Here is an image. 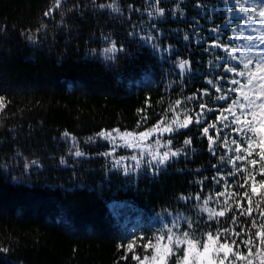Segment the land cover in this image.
Wrapping results in <instances>:
<instances>
[{"label":"trees","instance_id":"obj_1","mask_svg":"<svg viewBox=\"0 0 264 264\" xmlns=\"http://www.w3.org/2000/svg\"><path fill=\"white\" fill-rule=\"evenodd\" d=\"M111 3L61 0L56 7V0H0V249H7L0 251V264H137L132 253L121 259L125 252L117 244L126 245L132 234L138 237L142 231L151 235L149 229H156L163 209L190 217L197 234L208 230L194 199L178 202L182 193L194 197L200 185L189 182L206 176L203 196L222 190L213 188L210 165L217 160L195 126L175 139L180 147L185 136L193 137L197 154L172 163L157 177H125L111 170L108 157L98 155L108 147L106 142L85 141L101 129L142 131L161 117L169 120L177 99L182 101L177 111L198 110V104L184 101L206 86V75L220 73L212 70L208 61L214 55L204 49L213 40L209 29L226 18L222 2L161 0L164 15L152 17L148 11H155L156 0H115L119 13L99 8ZM129 5L139 11H130ZM150 31L158 32L157 43L171 51H153L139 39ZM129 32L138 35L133 39ZM102 36L122 43L126 54L105 61L99 54L107 46ZM179 60H188L192 71L183 82L174 67ZM214 118L211 113L207 117ZM65 131L77 138L82 157L69 155L72 142L62 137ZM62 156L64 165L59 163ZM183 169L192 174L177 171ZM196 169H201L198 175ZM244 175H236L237 185L244 183ZM249 186L236 188V199L245 190L251 194ZM252 200L253 218L264 223L256 208L258 203L264 206V198L257 194ZM242 204L247 209L246 199ZM251 224L252 219L240 217L233 225L229 215L219 227L239 231L245 226L247 232ZM241 251L247 253L246 248ZM135 254L142 258L150 252L137 247Z\"/></svg>","mask_w":264,"mask_h":264},{"label":"snow or ice","instance_id":"obj_2","mask_svg":"<svg viewBox=\"0 0 264 264\" xmlns=\"http://www.w3.org/2000/svg\"><path fill=\"white\" fill-rule=\"evenodd\" d=\"M160 2L161 0H156L157 7L154 12L148 11L149 17L154 14L164 15L165 9L158 7ZM60 3L61 0H56V7H59ZM225 3L227 4V0ZM235 4L237 8L242 7L240 0H235ZM197 7L200 5L197 4ZM99 8H109L115 13L121 12L115 0L111 4H100ZM129 9L139 11L132 5H129ZM51 11L52 9L44 15L48 16ZM175 14L173 12V15ZM180 15L183 16V10ZM244 15L245 20L242 23L245 27H249V21L259 27H250L248 32L241 28L239 36L244 37V44L239 48L231 43V38L227 42L220 40L219 25L209 29L216 39L211 40L209 47L204 51L210 52L218 48L222 50L223 55L214 54V59H210L208 64L212 66L213 71L221 68L222 71L211 78L206 75V86L185 99L184 103L198 104V110L177 111V107L182 105V101L177 99L175 104L170 106L172 112L170 120L161 117L152 127L143 131L126 129L121 131L120 128L101 129L85 141V143L107 142L109 150L98 155L112 158L111 170L117 173L122 171L125 177L135 173L157 177L172 163L181 158L187 161L197 154L196 149L192 147L193 137L185 136L180 147L176 146L175 139L182 134L183 130L195 126L199 132V138L207 140V152L217 160V163L210 165L214 172L211 182L213 188L220 186L223 188L222 191L215 192L214 197L211 194L203 196L205 181L209 179L206 176L203 180L189 182L190 186L200 185V191L196 192L194 197L191 194L182 193L178 198V202H189L193 199L197 202V214L206 216L203 224L208 230L197 234V228L190 217L163 209L162 213L157 214L160 217V226L155 230L149 229L151 235L142 231L138 237L132 234L131 240L126 245L117 244V248H122L125 252V256L121 259H127V255L132 253V260L137 261V264H171L173 257H175V264H233V257L235 264H257V262L264 264V223L258 224L253 218L252 200V197L257 194L264 198V178L257 179V169L259 176L264 177V31H262L264 0H255V6L251 11L245 10ZM152 28L155 29L156 25L153 24ZM137 35V32L128 33V36L133 39ZM158 38L159 33L153 35L151 31L139 36V39L148 44L153 51L159 53L171 51V48H161L157 43ZM28 39L34 38L29 36ZM184 39L188 40L189 37L185 35ZM102 41L107 46L100 49L99 54L105 61H115L118 59V54H126L122 43L108 36H102ZM91 52L95 55L97 50L92 49ZM174 67L179 68L178 75L182 82L186 75L192 74L188 60H179ZM208 86L215 91L216 95H212ZM2 99L0 97V100ZM209 102L216 106H209ZM219 102H224L227 106H218ZM0 107L3 105L0 104ZM210 113L215 117L212 121L207 119ZM137 127H140V122ZM62 137L65 140H71L72 148H75L74 152L72 148L69 149V155L75 157L84 155L75 136L65 131ZM120 148L131 150L130 155H117V149ZM59 163L66 164V159L62 156ZM237 163L240 165L239 168L236 167ZM31 164H37V161L33 160ZM29 166V163L25 162V171H28ZM227 166H231V170ZM177 171H188L192 174V170L188 169ZM200 171L201 169H196L195 173L198 175ZM240 172L245 173L244 183L237 185L235 177ZM229 178L233 180V183H228ZM249 182L251 194L245 190L239 193V199H236L235 189H245ZM245 199L248 204L247 209L242 204ZM232 200H235V205L231 202ZM256 208L259 209V219L264 221V206L258 203ZM237 210L239 216L236 214ZM164 212H167V215H163ZM229 215L232 217L233 225L237 224L240 217L252 219L247 232L245 226H241L239 231H236L235 227L231 229L219 227L221 219H226ZM213 223L217 225L215 230L212 227ZM253 229H255L254 235ZM245 234L247 239L243 238ZM138 240L145 242L138 244ZM137 247H142L145 253L150 252L151 255L145 254L141 258L135 254ZM241 248H246L247 253L244 254ZM0 251L7 252V249H0ZM181 252L182 255H180Z\"/></svg>","mask_w":264,"mask_h":264},{"label":"rangeland","instance_id":"obj_3","mask_svg":"<svg viewBox=\"0 0 264 264\" xmlns=\"http://www.w3.org/2000/svg\"><path fill=\"white\" fill-rule=\"evenodd\" d=\"M221 1H222L223 8L225 9V14L227 17H226V20L223 23V25H221L219 27L220 28V40L227 42L229 40V38H231V43L236 48H239L242 44H244V37L239 36L241 28H244V31L248 32L250 30V27H257V28L259 27V25L254 24L253 22H250V21L248 22L249 27H245L244 23H242L245 20V15H244L245 10L251 11V9L255 6V0H240V4L242 5V7H239V8L236 7L235 0H227V4L225 3V0H221ZM229 8H231L232 10L229 11L228 10ZM262 31H264V29H262ZM212 35L214 36V39H216V36L213 33H212ZM253 35H257V33H253ZM237 37H239V38H237ZM214 51L215 52L218 51L221 55H223L221 49L217 48V49H214ZM221 63H223V62H221ZM217 70H220V72H221L222 68L216 69V71ZM225 87H227V85H225ZM212 95H216L215 91ZM233 98H235V97H233ZM219 103H224V102H219ZM121 131H124V130H121ZM108 150H109V146L106 148L105 151H102V152H106ZM219 151L220 150L218 149V152ZM130 152H131V150L126 149V148L117 149V155H120V156L130 155ZM108 158L110 159L111 165H112V158L111 157H108ZM238 166H239V163H237L236 167L238 168ZM227 167L229 170H231V166H227ZM249 167H251V166H249ZM135 174H138V173H135ZM222 190H223V188H222ZM250 190H251V187H250ZM258 192H259V189H258ZM221 200H223V198H221ZM163 215H167V212H164ZM158 218L160 220L159 216H158ZM134 220L136 221V224H139V221L137 219H134ZM159 226H160V222H159V225L157 226V228ZM232 259H233V264H235V258L233 257Z\"/></svg>","mask_w":264,"mask_h":264}]
</instances>
